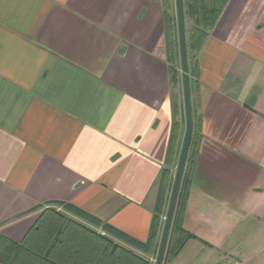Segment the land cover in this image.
I'll use <instances>...</instances> for the list:
<instances>
[{
  "label": "crops",
  "instance_id": "obj_1",
  "mask_svg": "<svg viewBox=\"0 0 264 264\" xmlns=\"http://www.w3.org/2000/svg\"><path fill=\"white\" fill-rule=\"evenodd\" d=\"M183 1L188 237L163 264H264V0ZM185 131L176 0H0V234L54 208L153 258Z\"/></svg>",
  "mask_w": 264,
  "mask_h": 264
},
{
  "label": "trees",
  "instance_id": "obj_2",
  "mask_svg": "<svg viewBox=\"0 0 264 264\" xmlns=\"http://www.w3.org/2000/svg\"><path fill=\"white\" fill-rule=\"evenodd\" d=\"M197 32L198 30H194L190 37L189 45L194 50L199 47V45H197L199 42ZM183 183L184 179L182 180L180 192ZM179 196L177 205L179 202ZM158 229L159 223L155 221L152 229V237L155 238L157 236ZM172 233H174V235L175 233L180 234V244H176L174 241L173 243H168L164 258L165 261L169 255L172 256L180 250L184 241L188 237V233H186L181 226L176 224L175 214L170 236ZM1 242L8 244L6 245L7 249L12 248V250H7L5 252L6 248H1ZM0 264L152 263L148 258L134 250L98 233L54 208H49L41 213L32 230L21 242H12L0 234Z\"/></svg>",
  "mask_w": 264,
  "mask_h": 264
},
{
  "label": "water",
  "instance_id": "obj_3",
  "mask_svg": "<svg viewBox=\"0 0 264 264\" xmlns=\"http://www.w3.org/2000/svg\"><path fill=\"white\" fill-rule=\"evenodd\" d=\"M176 10H177V21H178V32H179V46H180L181 70H182V79H183L184 102H185V112H186V131H185L184 140L180 152V158L178 161L176 174L172 186L171 196L168 204V209L164 221V226L162 230L160 245H159L155 264H163L164 262L165 253L168 245L172 222L175 214L177 200L183 180L184 170L187 162V157H188L191 139L193 135V129H194L192 100H191V85H190V74H189L188 46H187L183 0H176Z\"/></svg>",
  "mask_w": 264,
  "mask_h": 264
},
{
  "label": "rangeland",
  "instance_id": "obj_4",
  "mask_svg": "<svg viewBox=\"0 0 264 264\" xmlns=\"http://www.w3.org/2000/svg\"><path fill=\"white\" fill-rule=\"evenodd\" d=\"M191 23H188V31H189V34H191ZM6 245H8V244H5V243H3V242H1V248H6L5 249V252L7 251V250H12V248L11 249H7V246ZM160 245V244H159ZM159 249V248H158ZM15 251V250H14ZM13 251V252H14ZM12 252V253H13ZM11 253V254H12ZM157 253L158 252H156V255L155 256H153V258H151V259H149V261L152 263V264H155V262H156V258H157ZM12 256V255H11ZM183 260H185V258L184 259H182V261ZM209 263V262H208ZM206 261H201V259H198V260H196V262H194V263H192V262H181V261H179L178 263H176V264H208Z\"/></svg>",
  "mask_w": 264,
  "mask_h": 264
}]
</instances>
